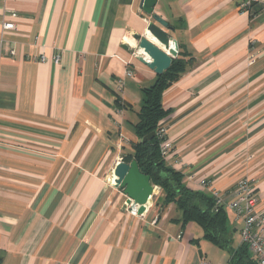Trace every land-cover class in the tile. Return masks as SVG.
Here are the masks:
<instances>
[{
	"label": "crops",
	"instance_id": "crops-1",
	"mask_svg": "<svg viewBox=\"0 0 264 264\" xmlns=\"http://www.w3.org/2000/svg\"><path fill=\"white\" fill-rule=\"evenodd\" d=\"M243 1L158 0L154 12L192 59L163 93L160 125L189 188L226 192L247 176L264 211V0ZM141 4L0 0L2 264H234L243 223L231 209V247L221 248L176 222L160 187L134 214L112 183L157 77L137 57L134 36L152 21Z\"/></svg>",
	"mask_w": 264,
	"mask_h": 264
},
{
	"label": "trees",
	"instance_id": "trees-1",
	"mask_svg": "<svg viewBox=\"0 0 264 264\" xmlns=\"http://www.w3.org/2000/svg\"><path fill=\"white\" fill-rule=\"evenodd\" d=\"M191 63L192 59H186L178 52L171 66L164 73L157 74L156 81L143 89L144 103L134 124L137 140L131 142L132 151L124 154L122 160L128 163L136 160L140 170L151 177L152 184L162 189L163 207L171 203L176 205L180 213L174 219L176 222L183 226L195 223L203 230L207 240L221 248H230L232 238L228 230L227 208L216 205L212 194L189 188L184 182L183 172L170 166L161 151L163 139L159 138L158 131L162 119L169 112L163 106V93L187 71ZM153 132L155 136L143 140ZM232 261L234 264H258L245 244L233 252Z\"/></svg>",
	"mask_w": 264,
	"mask_h": 264
},
{
	"label": "water",
	"instance_id": "water-1",
	"mask_svg": "<svg viewBox=\"0 0 264 264\" xmlns=\"http://www.w3.org/2000/svg\"><path fill=\"white\" fill-rule=\"evenodd\" d=\"M158 0H142V9L148 14L152 21L149 22L146 32L148 31L152 39L144 35L136 34L135 40L138 41L139 51L144 49L149 60L145 55L138 54V59L155 71L156 74H162L172 64L173 59L178 55L177 41L170 37L168 30L172 26L154 12ZM162 45L165 49H162ZM156 133L153 132L144 137L146 141ZM115 185L122 187L125 195L128 197V203L138 206V214H142L146 210V205L151 200L155 187L151 182V177L140 170L139 164L136 160L130 163L120 160L114 169Z\"/></svg>",
	"mask_w": 264,
	"mask_h": 264
},
{
	"label": "built area",
	"instance_id": "built-area-1",
	"mask_svg": "<svg viewBox=\"0 0 264 264\" xmlns=\"http://www.w3.org/2000/svg\"><path fill=\"white\" fill-rule=\"evenodd\" d=\"M257 1L259 0H244L241 6L247 8ZM4 27L12 29L15 27V24L12 21H6L4 22ZM54 60L56 63L59 62V57L56 56ZM254 62L255 59L253 57L250 58L249 64H253ZM127 74L128 76H132V71H128ZM158 136L163 139L161 144L162 154L168 158L171 155L173 146L170 142H165L166 128L164 126L159 128ZM115 179L116 177L113 175V184H115ZM200 184L203 187H207L209 180L203 179ZM154 187L156 189L159 186L154 185ZM254 189V181L246 176L240 178L229 191L214 190L212 195L215 197L216 205H223L231 209L235 212L236 218L242 221L243 227L240 232L241 244H245L248 247L258 264H264V211L259 207V198L256 196ZM128 205L134 214H138V206L131 203H128ZM202 264L215 263L205 261Z\"/></svg>",
	"mask_w": 264,
	"mask_h": 264
},
{
	"label": "bare ground",
	"instance_id": "bare-ground-1",
	"mask_svg": "<svg viewBox=\"0 0 264 264\" xmlns=\"http://www.w3.org/2000/svg\"><path fill=\"white\" fill-rule=\"evenodd\" d=\"M148 32V31H147ZM147 36L152 39V36L150 35V33L148 32ZM153 40V39H152ZM162 49H165L162 45H159ZM140 54L145 55V57L147 58V60H149V56L147 55V53L145 52L144 49H140Z\"/></svg>",
	"mask_w": 264,
	"mask_h": 264
}]
</instances>
